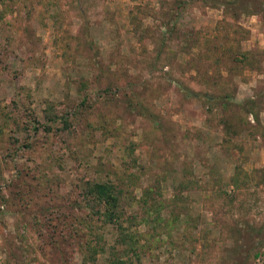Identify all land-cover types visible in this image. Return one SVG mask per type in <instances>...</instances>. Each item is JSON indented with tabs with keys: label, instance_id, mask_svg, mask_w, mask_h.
<instances>
[{
	"label": "rangeland",
	"instance_id": "374dc122",
	"mask_svg": "<svg viewBox=\"0 0 264 264\" xmlns=\"http://www.w3.org/2000/svg\"><path fill=\"white\" fill-rule=\"evenodd\" d=\"M252 5L0 0V264H119L112 226L93 261L67 227L90 211L86 180L115 182L128 216L161 204L163 222L135 219L145 245L127 264H264L245 230L264 222V0ZM205 93L241 102L209 111Z\"/></svg>",
	"mask_w": 264,
	"mask_h": 264
},
{
	"label": "trees",
	"instance_id": "16d2710c",
	"mask_svg": "<svg viewBox=\"0 0 264 264\" xmlns=\"http://www.w3.org/2000/svg\"><path fill=\"white\" fill-rule=\"evenodd\" d=\"M204 1L212 5L223 4L228 7L248 6L249 4L253 6L252 5L253 2L256 4H258L259 2V0H204ZM197 94L198 93L194 92V95ZM203 97L205 98L206 104H208L207 108L209 111H212L214 106V103H211L212 102L211 100H219L227 104L228 102H233V103L241 102L227 94L217 97L205 93L203 94ZM249 102H250V107H246V109L251 113H253L254 112L253 107H255L256 105L255 100L247 99L245 103H242V105L247 106ZM80 104L83 105V100L80 101ZM57 109L58 106L56 103L46 102V107L43 109V116L46 117V120L49 121L55 120L59 116L57 114L58 112ZM71 111H72L71 112L72 117L75 118L77 110L73 108L71 109ZM60 116L63 123L62 128L63 130L65 129L67 130V128L70 126L72 118L68 113H62ZM255 116L257 118L256 114ZM28 117L31 123L34 122L37 124L36 126H34V130H38L39 127L38 125H42V123L40 122L39 118L37 117V114L33 111V109L28 111ZM8 118L10 120L15 121V119H13V117H11L10 115L8 116ZM226 125H228L227 120H226ZM42 126L47 131L52 130V127L49 125H42ZM133 177L134 176L131 174L129 175L128 178H130V181H132ZM86 182L88 186L84 190L83 200H85L86 206L90 209V211L85 216H81L82 212L78 213L79 217L77 216V218H75V222L77 221V226H75L77 227L76 229L74 227L75 223L67 224V227L69 225L71 226V228L72 227L74 228L75 235L79 236L78 232H81L85 236V240L83 242L78 243L77 249L78 250L80 249L83 252V256H85L87 259H90L92 261L95 260L96 254L106 249L104 234L100 230L101 229L103 230L105 229L106 226L110 225L112 226L111 232H114V238L112 242L113 244L110 247L111 256L115 257L116 263L127 264L132 260L131 256H136V258H139V249L141 247H144L145 244L140 242V238L142 235L139 232V230L135 228L134 225V222H136L135 219H137L140 222H147L148 214L154 213L156 220H158L159 222H163V218L160 217V213H161L160 202H156L157 204L154 203L152 205L154 206L153 209L149 207L147 210V214L145 215L142 216L138 215L137 217L135 215L128 216L126 215L125 208L121 205V196L123 194V191L121 190V188L117 186L115 182H112L111 180L101 181V182L98 181L92 184H90L87 180ZM239 183H240L239 180H237L234 181L233 184L235 187H238ZM145 202L146 201H143V203ZM96 221H100L99 227L94 226ZM94 229H97V233L92 234V231ZM245 230L246 232L249 233L253 246L260 243L264 238V222L258 227H255L253 225L246 226ZM69 236L74 238V235H69ZM66 239L68 238L66 235H64V240L66 241ZM118 246H122V249L120 251L118 249ZM129 252H131V254H129ZM121 254L125 255V259H127L126 261L121 259L120 256H117Z\"/></svg>",
	"mask_w": 264,
	"mask_h": 264
}]
</instances>
